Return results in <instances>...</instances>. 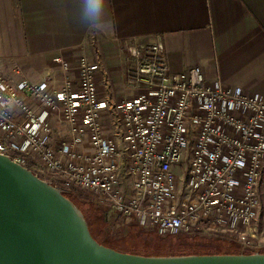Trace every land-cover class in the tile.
I'll use <instances>...</instances> for the list:
<instances>
[{"label": "built area", "instance_id": "built-area-1", "mask_svg": "<svg viewBox=\"0 0 264 264\" xmlns=\"http://www.w3.org/2000/svg\"><path fill=\"white\" fill-rule=\"evenodd\" d=\"M127 47L132 95L117 100L99 90L101 61L87 56L55 59L78 73L60 87L0 71L1 154L105 195L116 215L162 235L222 232L250 247L263 205L264 98L209 80L200 66L171 72L162 40Z\"/></svg>", "mask_w": 264, "mask_h": 264}, {"label": "crops", "instance_id": "crops-1", "mask_svg": "<svg viewBox=\"0 0 264 264\" xmlns=\"http://www.w3.org/2000/svg\"><path fill=\"white\" fill-rule=\"evenodd\" d=\"M83 6L84 0H0V71L60 87L67 78L77 83L78 73L55 59L87 56L101 61L99 90L117 100L132 92L125 81L128 44L159 39L171 72L200 66L207 79L264 98V0H110L96 29ZM111 119H103L108 127ZM58 122L55 115L57 142L65 132ZM261 181L264 202V175Z\"/></svg>", "mask_w": 264, "mask_h": 264}, {"label": "water", "instance_id": "water-1", "mask_svg": "<svg viewBox=\"0 0 264 264\" xmlns=\"http://www.w3.org/2000/svg\"><path fill=\"white\" fill-rule=\"evenodd\" d=\"M62 190L0 152V264H264V253L142 255L92 235Z\"/></svg>", "mask_w": 264, "mask_h": 264}, {"label": "rangeland", "instance_id": "rangeland-1", "mask_svg": "<svg viewBox=\"0 0 264 264\" xmlns=\"http://www.w3.org/2000/svg\"><path fill=\"white\" fill-rule=\"evenodd\" d=\"M114 117L109 120L112 123ZM32 162V161H31ZM36 170V168H35ZM42 178L49 180L52 184L64 190L71 195L74 202L80 207L86 218L89 220L92 232L96 234L102 241H106L114 246L124 250L144 252L145 254H169L172 251L180 252L187 250L192 246H199L207 241L206 239L190 236L186 234H178L177 238L170 236L161 237L157 235V228L148 222L146 225L139 223L134 217H121L116 215L109 206L105 195L95 194L87 190L78 189L76 187L65 188L60 183H55V178L46 172L39 173ZM264 210V202L262 212ZM256 240L251 243L250 247L240 244V248L252 249L257 252L264 251V226L258 229ZM159 232V231H158ZM160 233V232H159ZM206 237H224L232 241L231 237L222 232H207ZM181 235V236H180ZM177 243H174L175 241ZM234 242V240L232 241ZM179 246L175 248L174 246ZM208 245V244H206ZM176 249H174V248ZM187 248V249H186ZM178 249V250H177Z\"/></svg>", "mask_w": 264, "mask_h": 264}, {"label": "trees", "instance_id": "trees-1", "mask_svg": "<svg viewBox=\"0 0 264 264\" xmlns=\"http://www.w3.org/2000/svg\"><path fill=\"white\" fill-rule=\"evenodd\" d=\"M62 192L67 197H69L72 200V202H74V199L71 197V195L67 194L64 190H62ZM74 203L76 204V202H74ZM87 222L89 224V220L88 219H87ZM90 227L91 226L89 225L88 228H90ZM90 231H91L92 235L96 238V240H98L100 243H102V244H104L106 246L112 247V248H114L116 250L122 251L123 253L124 252H129V253H136V254H142V255H162V254H145L144 252H135V251H129V250H124L123 251V249H121V248H119L117 246H114V245H112L110 243H107L106 241L100 240L98 237H96V234H94V232H92L91 228H90ZM156 233H157V235L161 236L162 238L165 237V236H170V237H173V238H177L176 236H179V235L175 236L174 234H163L162 235L158 231ZM204 235H206V234H198V235L186 234V235H184L187 238L190 237V236H195V237H200V238L203 237V239H206L207 241L203 242L204 244H202V245L192 246V247H190V249L186 248L187 250H185V251L181 250L180 252H178L179 250L177 249L178 251H172L169 254H165V255L217 254V253H229V252L230 253H254V252H257V251L252 250V249H246V250L244 249L243 250L242 248H240V245H238L235 241L234 242H232L233 240L229 241L228 239H225L224 237H206ZM177 242L178 241H175L174 243H177ZM206 244H208V245H206ZM174 247L175 248H179V246H176V245ZM260 252L264 253V251H260Z\"/></svg>", "mask_w": 264, "mask_h": 264}, {"label": "clouds", "instance_id": "clouds-1", "mask_svg": "<svg viewBox=\"0 0 264 264\" xmlns=\"http://www.w3.org/2000/svg\"><path fill=\"white\" fill-rule=\"evenodd\" d=\"M83 7L89 26L94 29L100 28L106 22L110 12V0H84Z\"/></svg>", "mask_w": 264, "mask_h": 264}]
</instances>
